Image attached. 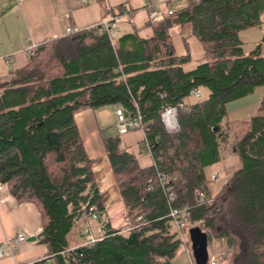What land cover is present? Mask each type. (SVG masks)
Returning a JSON list of instances; mask_svg holds the SVG:
<instances>
[{
	"label": "trees",
	"instance_id": "trees-1",
	"mask_svg": "<svg viewBox=\"0 0 264 264\" xmlns=\"http://www.w3.org/2000/svg\"><path fill=\"white\" fill-rule=\"evenodd\" d=\"M173 9L149 21V37L134 24L117 36L65 34L38 46L24 68L0 77V185L19 205L36 207L50 264H174L184 244L171 233L158 172L178 196L175 206L190 208L188 230L198 226L210 244L225 241L231 249L220 264H264V98L249 121H232L227 113L229 103L264 87L260 48L246 53L240 38L262 26L264 0H184ZM111 13L131 14L124 5ZM174 30L182 55L172 43ZM191 39L203 57L188 69ZM196 89L199 100L191 97ZM131 96L148 127L155 165L142 168L123 135L103 139L130 219L115 228L75 117L109 106L131 117ZM179 103L186 107L180 133L168 135L160 114ZM230 140L241 169L212 195L207 169L221 161V146ZM94 215L102 236L87 246Z\"/></svg>",
	"mask_w": 264,
	"mask_h": 264
},
{
	"label": "crops",
	"instance_id": "crops-1",
	"mask_svg": "<svg viewBox=\"0 0 264 264\" xmlns=\"http://www.w3.org/2000/svg\"><path fill=\"white\" fill-rule=\"evenodd\" d=\"M68 1L70 0H62V9L65 8V3ZM170 1L171 0H87V3H84V0H79L82 6H69V11L66 10L64 14L67 12L70 13L67 17H65V15L61 17L59 27L55 25V21L50 24L46 23L45 25L43 24L41 30H37L33 34L28 24L27 28L32 37L26 40L23 39L16 44L11 41L10 48H6L3 53L0 52V77H6L10 71L20 70L29 63L30 56L27 50L31 42L38 47L53 39L64 36L68 27H77L86 30L92 25L112 17L120 18L119 21H124L131 27L130 29H132V25L134 24L139 30L143 24L148 26L146 22L148 17L146 7L148 5L159 9L162 14L160 18H162L167 11L164 2L169 3ZM183 1L184 0H181L179 2ZM179 2H177V4ZM177 4L175 3L174 7H176ZM122 5H124L131 14L128 15V13H124L123 15L116 16L111 13L114 8ZM162 6H164V8H162ZM138 15H143V20L141 19L139 22L135 23L134 20ZM129 17L132 19H129ZM261 20L262 26L260 28L246 30L240 34V38L244 44L246 53H250L259 47L262 57L264 58V14ZM119 32H121V29L116 33ZM247 35H249L248 39ZM34 38L37 41H35ZM245 38L251 41H246L244 40ZM248 42L251 44L248 45ZM6 58L11 60L10 65H6L4 62ZM263 98L264 87H260L254 94L229 103L227 106L228 118L232 121H249L257 114L258 107ZM116 108L117 107L111 112L110 107L95 111L85 110L78 113L75 117L86 152L95 163L94 173L104 206L109 210L110 214H113V217L116 212H118V214H124L127 211L121 200L120 191L103 145V139L120 135L116 126ZM113 128L116 130V133L113 132ZM121 137L124 145L131 150L142 168L154 166L155 161L153 156L143 146L145 139L143 131H131ZM220 152L221 161L209 167V171L213 169L212 171L215 172L207 176L211 180L213 176L217 175V179L213 181L216 182L221 176V172H223L227 176L228 182L229 179L241 169V162L233 149L231 140L221 146ZM220 164L225 165V169L217 170V168H214L218 167ZM220 189L221 187L216 191H212V195L217 194ZM113 226L115 228L123 227L114 224ZM170 226L171 233L176 235L175 225L171 222ZM41 231V218L36 207L30 203L19 205L16 199L10 195L7 187L5 185H0V244L5 243L7 240L14 239L20 232L27 233L30 238L36 237L35 242L28 241L15 245L13 248L14 255L0 259V264H34L42 261L45 262L44 264H50L53 262V259L47 256L46 247L39 242L38 237ZM90 236L91 239L96 240L101 238L102 231L100 224H97L96 231H93L91 227ZM226 247L229 248L225 241H213L211 244L209 243L210 257L217 256V253L220 250H226ZM174 264H195L192 252H190L189 249V244L184 245L180 249L177 258L174 260Z\"/></svg>",
	"mask_w": 264,
	"mask_h": 264
},
{
	"label": "rangeland",
	"instance_id": "rangeland-1",
	"mask_svg": "<svg viewBox=\"0 0 264 264\" xmlns=\"http://www.w3.org/2000/svg\"><path fill=\"white\" fill-rule=\"evenodd\" d=\"M68 3V4H67ZM182 2H179L177 5H179ZM65 8L62 9L63 2L62 0H0V52H5L6 48H10L11 41H13L14 44L19 43L23 39L31 38L32 35L29 34L28 30V24L30 26V29L32 33L34 34L37 30H41L43 24L46 23L50 24L55 21V25L59 27L61 17L65 15V17L68 16L70 12H67L64 14V12L67 10L69 11V6L76 5V6H82L81 3H79V0H70L65 3ZM166 2H164V6H166ZM162 6V8H164ZM22 7V10H21ZM143 20V15H138L134 22H139L140 20ZM150 22H154L155 20H151L150 17H147V25ZM156 23V22H155ZM121 32L119 33H112V36H117L118 34H126L132 32L131 27L127 25L124 21H119ZM139 33L142 37H149L152 32L151 28L149 26H146L145 24L141 25L139 29ZM247 35V39H248ZM35 39V38H34ZM31 40V39H30ZM246 40V38L244 39ZM32 41V40H31ZM35 41H37L35 39ZM246 41H251L246 40ZM172 43L173 46L177 52L178 55H182L185 53V48L182 42V38L178 35L177 31L174 30L172 32ZM190 46L192 49L193 54V63L188 66V69H191L195 67L198 63V60L203 57V51L201 48V45L196 39L190 40ZM32 44V42H31ZM251 44L248 42V45ZM110 112L115 109V107L109 106ZM108 107V108H109ZM118 109V107L116 108ZM109 110V109H108ZM113 132L116 133V130L113 128ZM225 165L220 164L217 168V170H222ZM225 169V168H224ZM207 175L214 173L215 171H212L213 169L209 168L207 169ZM209 172V173H208ZM221 176L218 178L216 182L212 183L211 190L216 191L222 185H224L227 182V176L221 172ZM113 216V214L111 215ZM114 219L113 224L116 226H124L125 220L123 219V214L116 212V214L113 217ZM98 222L96 220H92L89 224V227H92L93 231H96ZM93 233V232H92ZM186 235L188 236V231H186ZM93 236L95 237L94 233ZM91 239V236L89 233L86 232V238L85 240ZM189 247H191V243L189 241ZM226 250H220L217 253V258H222L223 262L226 260V258L231 254L230 248H225Z\"/></svg>",
	"mask_w": 264,
	"mask_h": 264
},
{
	"label": "built area",
	"instance_id": "built-area-1",
	"mask_svg": "<svg viewBox=\"0 0 264 264\" xmlns=\"http://www.w3.org/2000/svg\"><path fill=\"white\" fill-rule=\"evenodd\" d=\"M179 1L181 0H171L169 3L166 4L165 7L167 8L166 10L169 15L173 14V10H174L173 5ZM84 3H87V0H84ZM146 9H147L148 16L150 17L151 20H157L162 16V14L160 13V10L151 5H148ZM119 19L120 18L112 17L110 19L94 24L86 30H95L96 32H98V34L107 33L109 34V36H111L113 32H118L120 30ZM82 31H83L82 29L77 28V27H68L66 29V35H75ZM36 49H37V46H35L32 43L27 50L28 55L30 57H34L36 53ZM4 62L6 63V65H10L11 60L6 58L4 59ZM191 97L195 100H199L202 97L201 90L199 89L193 90L191 93ZM131 98L135 104L136 112L131 117H129L124 109L118 108L115 112L117 129L120 135H126L129 132L136 131V130L143 131L145 134L143 146L152 155V152H151L152 148L149 143V140L147 139L148 127L144 123L143 116L140 112L137 101L135 100L133 96H131ZM171 107L176 110L175 113H168L166 111L167 108H165L160 114V118L164 126V129H165V123H164L165 120L168 121L169 125H174L176 122L177 116H178V121H179L180 111L186 108L184 103H179ZM180 130L181 128H180V123H179L178 131H175V132H169L166 130L165 131L168 135H176L180 133ZM216 179H217V175L213 176L211 181L213 182ZM157 180L160 184V187L163 189V191L166 194L169 208H170L169 218L176 227V236L184 245H187L189 244V236L186 235V231H188L191 210L188 207L175 206L178 196L176 195V193L171 191V188L169 187L168 178L163 173L161 172L157 173ZM152 183H153V179H150L148 181V184H149L148 190L152 189ZM199 200H200V203H205L209 200V197L207 196L206 193L202 192L199 194ZM136 214H138L137 211H136ZM93 219L96 220L97 215H94ZM123 219L125 220L126 223L129 222L130 219H129L127 212L123 214ZM141 219L142 217L140 216L138 220H141ZM29 239L30 237L28 236L27 233L20 232L16 235L14 239L7 240L5 243L0 244V259L13 256L14 246L20 243H26L29 241ZM95 242H96V239H91V241L87 244V246H92ZM221 261H222V258H217L216 256H212L210 257L209 264H220Z\"/></svg>",
	"mask_w": 264,
	"mask_h": 264
},
{
	"label": "water",
	"instance_id": "water-1",
	"mask_svg": "<svg viewBox=\"0 0 264 264\" xmlns=\"http://www.w3.org/2000/svg\"><path fill=\"white\" fill-rule=\"evenodd\" d=\"M189 241L191 243L192 256L195 264H209V235L202 231L198 226L192 227L188 230ZM30 242H35L36 237L29 239Z\"/></svg>",
	"mask_w": 264,
	"mask_h": 264
},
{
	"label": "clouds",
	"instance_id": "clouds-1",
	"mask_svg": "<svg viewBox=\"0 0 264 264\" xmlns=\"http://www.w3.org/2000/svg\"><path fill=\"white\" fill-rule=\"evenodd\" d=\"M166 111L168 113H175L176 110L174 108H172L171 106H169ZM165 130L166 131H169V132H175V131H178L179 130V121H178V116L176 118V122L174 125H169L168 121L165 120Z\"/></svg>",
	"mask_w": 264,
	"mask_h": 264
}]
</instances>
